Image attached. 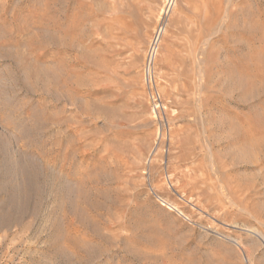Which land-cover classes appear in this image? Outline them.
I'll return each mask as SVG.
<instances>
[{
    "label": "rangeland",
    "instance_id": "1",
    "mask_svg": "<svg viewBox=\"0 0 264 264\" xmlns=\"http://www.w3.org/2000/svg\"><path fill=\"white\" fill-rule=\"evenodd\" d=\"M168 2L0 0V264H264V0Z\"/></svg>",
    "mask_w": 264,
    "mask_h": 264
},
{
    "label": "built area",
    "instance_id": "2",
    "mask_svg": "<svg viewBox=\"0 0 264 264\" xmlns=\"http://www.w3.org/2000/svg\"><path fill=\"white\" fill-rule=\"evenodd\" d=\"M168 1H169L168 3H170V5H171L173 0H168ZM160 34H161V28L156 30V32L154 33L153 39L151 41V45L149 48V55L150 56H149V60H148V87H149L151 97L154 101L159 100V93H158V90H157L155 83H153V80L151 78L152 76H151L150 68H151V64L153 62V59H154V57L158 51V43L160 40Z\"/></svg>",
    "mask_w": 264,
    "mask_h": 264
}]
</instances>
